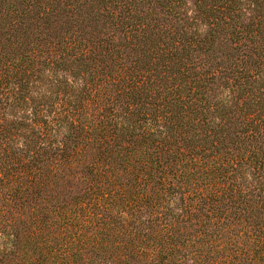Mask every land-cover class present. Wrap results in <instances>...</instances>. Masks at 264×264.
<instances>
[{
    "label": "trees",
    "instance_id": "16d2710c",
    "mask_svg": "<svg viewBox=\"0 0 264 264\" xmlns=\"http://www.w3.org/2000/svg\"><path fill=\"white\" fill-rule=\"evenodd\" d=\"M0 264H264V0H0Z\"/></svg>",
    "mask_w": 264,
    "mask_h": 264
}]
</instances>
